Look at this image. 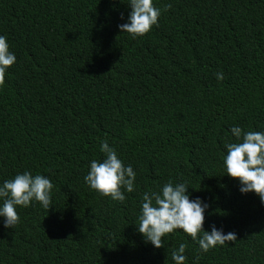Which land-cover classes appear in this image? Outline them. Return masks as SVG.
I'll return each mask as SVG.
<instances>
[{"label":"trees","instance_id":"16d2710c","mask_svg":"<svg viewBox=\"0 0 264 264\" xmlns=\"http://www.w3.org/2000/svg\"><path fill=\"white\" fill-rule=\"evenodd\" d=\"M127 2L0 0L17 58L0 87V184L29 171L54 185L49 210L17 206L14 229L0 217V264H175L181 243L185 264H264V203L224 164L233 126L264 132V0H153L158 25L136 38L118 27ZM105 139L136 172L122 203L84 180ZM169 181L209 205L204 230L237 240L146 243L143 194Z\"/></svg>","mask_w":264,"mask_h":264},{"label":"clouds","instance_id":"9594fccd","mask_svg":"<svg viewBox=\"0 0 264 264\" xmlns=\"http://www.w3.org/2000/svg\"><path fill=\"white\" fill-rule=\"evenodd\" d=\"M131 11L128 22L118 25L120 33H128L133 38L144 36L158 25L161 9L153 0H128ZM171 4L164 6L169 10ZM123 18V14H121ZM16 56L9 50L5 35H0V87L5 84L6 70L16 62ZM218 80L224 79L223 72L216 73ZM239 142L226 143L227 154L224 157L226 174L240 182L242 193L255 192L264 203V132L244 131L239 126L231 128ZM100 151L105 154L103 161L92 160L90 170L84 177L87 185L101 195L114 201L124 202L125 191L135 190L136 172L131 165H125L115 148L105 139L100 143ZM52 181L41 174L33 175L29 171L18 173L14 178L0 184V217H4V227L13 228L20 222L17 206L29 207L32 201H38L46 210L52 206ZM186 183H165L160 191L143 194L138 231L155 248L165 245L164 237L175 230H182L193 240L198 241L200 249L208 252L226 242L236 241L235 232L224 234L215 225L212 230L203 228L205 210L209 207L201 198L190 199ZM202 233V235H201ZM187 244L181 243L172 252L175 264H185Z\"/></svg>","mask_w":264,"mask_h":264}]
</instances>
